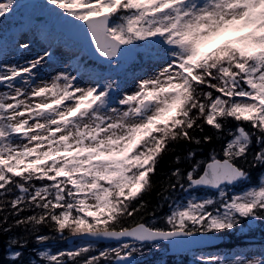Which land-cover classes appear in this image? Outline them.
<instances>
[{"label": "snow or ice", "instance_id": "1", "mask_svg": "<svg viewBox=\"0 0 264 264\" xmlns=\"http://www.w3.org/2000/svg\"><path fill=\"white\" fill-rule=\"evenodd\" d=\"M26 7L51 18L41 30L46 40L80 42L114 72L137 58L153 65L135 77L133 90L122 91L114 76L89 73L84 80L82 57L71 71L43 79L39 69L51 51L7 63L0 45V233L14 225L46 245L53 237L39 230L47 227L60 239L87 241L41 250L33 264H136L162 243L210 244L243 231L245 222L264 221V177L248 184L250 170L264 168V0H0V21ZM205 126L216 136L194 134ZM214 139L219 151L199 158L190 150L189 166L165 177L157 194L170 211L164 226H155L156 211L143 197L162 154L172 144ZM25 211L32 214L21 216ZM95 241L116 246L94 249ZM8 243L19 264L27 240ZM257 255L197 259L264 264V252Z\"/></svg>", "mask_w": 264, "mask_h": 264}, {"label": "rangeland", "instance_id": "2", "mask_svg": "<svg viewBox=\"0 0 264 264\" xmlns=\"http://www.w3.org/2000/svg\"><path fill=\"white\" fill-rule=\"evenodd\" d=\"M18 4H22V0H17ZM43 3V0L35 3V0L30 2V4H36L39 5ZM32 10V13H29ZM30 11H28L26 8H20L17 13L14 16L9 17L8 19L0 21V44L4 43L6 40L9 41V36L12 37L11 40H13L15 43L13 45L8 42V46L5 51V61L7 63H16L20 62L23 63L25 60L35 58L38 55H42L45 50L51 51L53 53V57L51 60H49L47 63H45L40 69L38 76L39 78L48 79L52 76H54L59 70L67 69L71 71L73 67L77 64V57L80 54L81 49L79 46H72L71 43L65 44L63 42H56V41H49L46 40L41 35V30L43 28L42 25L47 24L48 26L51 25V18L47 15V13L39 8V7H31ZM31 14V15H29ZM16 19H23L26 21L25 28L26 29H19ZM43 21L42 23H38L39 21ZM22 42H27L30 44V48L27 50L18 49L17 45ZM7 43V42H5ZM153 65L150 64L148 61L146 62L145 67L142 69V71L138 72L137 74H126L123 80L118 79L115 76V72L111 69L105 70L106 76H114L118 81H120V86L122 91H131L134 89V79L137 76L142 75L145 72H148L149 68ZM127 67L126 64L123 65L121 69H125ZM120 69V70H121ZM126 70V69H125ZM124 70V71H125ZM123 71V70H122ZM89 73H94L92 69H81L80 75L83 76L84 80L89 79ZM264 177V174L262 175ZM244 190V189H243ZM238 190V191H243ZM202 195H209V193H202ZM186 197V194L183 195L180 198ZM257 222H253L250 225H246L243 229V231L237 230L234 231L235 236H238L241 232H247L249 235H247L245 238H248L251 240V242H257L261 239H263V236L261 234H253L252 228L257 226ZM157 226V225H156ZM244 238V236H243ZM87 241H78L75 244L72 245L71 249L83 246L86 244ZM116 246V243H103L99 244L96 242H93L94 249H104L107 247H114ZM165 245H160L159 248H152L150 251H148L151 246H145L146 251H148L149 256H152L156 258L154 264H164L166 262V254H165ZM45 250V249H42ZM41 251V250H40ZM244 252L247 254H250V258H259L257 254L264 252V244H250L248 246H245L243 248H236L233 253H239ZM233 253H226L222 248H217L211 251H199L195 252L193 256L191 255L192 259L198 258L200 255H220L225 256ZM158 254V255H157ZM144 256H138V258H143ZM161 257V258H157ZM26 262H23L22 264H33L38 258V255H27Z\"/></svg>", "mask_w": 264, "mask_h": 264}, {"label": "trees", "instance_id": "3", "mask_svg": "<svg viewBox=\"0 0 264 264\" xmlns=\"http://www.w3.org/2000/svg\"><path fill=\"white\" fill-rule=\"evenodd\" d=\"M236 127V122L230 121L227 125V128H235ZM197 136H202V135H212L216 136L215 131L208 127L205 126L204 133L200 132H195L194 133ZM230 137H227L225 133V139H228ZM220 148V143L217 142L215 139L212 143H206V144H201V145H196L194 143H186V142H180L176 144H172L169 146L168 150L162 154V156L159 159V163L157 165L156 169V175L153 177V182H154V187L153 189L146 194L143 199L147 201L148 203V211L155 210L156 211V218L159 216H163L170 211L168 207V202L164 201L161 196H159L157 193L161 191L162 187L167 183L165 181V177L169 176L171 172L179 167L181 169L187 168L188 165V160L186 158V154L190 150H195L197 152V156L199 158H206L208 157L213 149H216L219 151ZM176 156L181 157V163L177 164L175 162ZM264 168H257V169H251L250 172L253 177H257ZM31 212L25 211L22 212L20 215L21 216H29L31 215ZM18 217H13L11 220H14ZM137 220L140 219V217L136 218ZM143 219L144 221H148L153 219L150 215H147V213L143 214ZM11 222V221H10ZM125 223H131V221H125ZM261 224L263 222L261 221ZM39 234H48L52 236L53 238L50 239L48 242L57 241L63 243L64 246H67L64 239H60L59 237L56 236L54 232H51L49 228L47 227H42L39 230ZM67 234V233H65ZM232 237H235L234 234H232ZM10 238H24L27 240V247L23 248L26 251H32L34 248L38 247L39 245L35 242L34 235L30 234L29 232L25 231L23 228H18L12 225V231L8 233H0V264H9V257H7L6 253L8 251V248H12V246L9 245L8 241ZM232 244H234V241H232Z\"/></svg>", "mask_w": 264, "mask_h": 264}, {"label": "water", "instance_id": "4", "mask_svg": "<svg viewBox=\"0 0 264 264\" xmlns=\"http://www.w3.org/2000/svg\"><path fill=\"white\" fill-rule=\"evenodd\" d=\"M222 239H223V238L220 237L219 239L215 240L214 242H212V243H210V244L193 245V246H191V248H193V247H202V246H207V245L218 244V243H220V242L222 241ZM69 240H70V242H72V241L74 240V238H70ZM106 242H109V241H106ZM175 248H177V247H175ZM184 248H190V247H184ZM184 248H179V249H184Z\"/></svg>", "mask_w": 264, "mask_h": 264}]
</instances>
